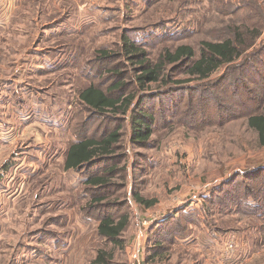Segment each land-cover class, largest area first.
Returning a JSON list of instances; mask_svg holds the SVG:
<instances>
[{"label": "rangeland", "instance_id": "374dc122", "mask_svg": "<svg viewBox=\"0 0 264 264\" xmlns=\"http://www.w3.org/2000/svg\"><path fill=\"white\" fill-rule=\"evenodd\" d=\"M258 4L264 11V0ZM214 8L208 0L19 4L15 23L0 31V264H92L100 248L113 252L109 264H264L260 220L244 213L241 193L234 204L225 197L252 183L243 178L245 169L264 167V148L255 147L254 134L237 117L241 103L224 91L215 90L217 100L203 97V82L174 83L186 78L180 74L139 89L120 48L127 34L153 59L164 47L197 49L200 40L223 34L230 18L249 12ZM101 50L106 56L99 59ZM248 50L264 64V27ZM119 81L124 86L110 91ZM90 84L115 97L132 95L127 113L90 112L77 99ZM140 101L154 120L143 147L130 141L129 114ZM201 106L209 116L198 114ZM118 128L111 154L65 169L71 143ZM94 175L108 185L87 184ZM136 194L154 205L138 204ZM122 213L129 216L124 245L113 247L98 235V220ZM176 228L188 236L146 263L156 240Z\"/></svg>", "mask_w": 264, "mask_h": 264}, {"label": "trees", "instance_id": "16d2710c", "mask_svg": "<svg viewBox=\"0 0 264 264\" xmlns=\"http://www.w3.org/2000/svg\"><path fill=\"white\" fill-rule=\"evenodd\" d=\"M208 2H214V9H218L216 10L218 14L225 13L226 8H229L231 15H235L242 9L249 12L242 15V18H238V21H235L237 20L235 18H230V23L224 27L223 34L215 39L200 40L197 49L184 43L173 48L164 47L153 59L138 43V40L131 39L127 34L121 35L120 48L123 50L124 56L135 67L134 82L139 89H144L149 84L168 83L171 81L172 75L180 74L186 78L174 80V83L190 81V79L202 81L199 89H202L203 97L206 95L210 100L218 99L215 90L230 92L229 95L241 103V110L237 117L245 119L247 129L254 134L255 147L264 148V64L261 60L256 64L252 60V55H257V51L248 50L254 45L264 27V11L260 10L258 0H240L237 3L231 0H208ZM256 13L259 17L252 20ZM250 21H253L251 25ZM100 53L99 59L106 56L104 50H101ZM222 68H225V73L216 79H211L213 74ZM248 83L254 84L255 88H250ZM122 84L124 83L119 81L109 90L121 88L124 86ZM77 99L92 113L126 114L133 101V96L120 93L115 97L111 92L103 91L94 84H90L79 91ZM141 102L133 107L129 114L130 141L143 147L153 133L154 120L150 112L140 108ZM199 109L200 116H209L202 106ZM120 138L121 134L118 128L99 139L85 138L71 143L65 155V169H78L90 163L96 156L111 154ZM243 178L248 179L249 182H252L251 184L254 183V186L245 184L243 191L240 192L237 188L235 190L237 193H233L232 197L228 190L225 197H228L229 204V201L234 204L240 198L236 194H242V199L245 200L244 213L260 220L256 234L264 238V167L245 169ZM234 181V179L225 181L223 187L232 185ZM108 183L107 178L98 175L89 176L87 179V184L96 187H105ZM134 197L138 204L146 208L155 203V200H147L137 194ZM225 197L224 199H226ZM128 225V214L122 213L117 216L107 214L98 220L97 232L106 244L123 247L122 234ZM167 231L170 232L168 237H164L167 240H156L146 263L155 260L156 257L161 258L164 253L172 249L175 240L188 236L186 232H182L181 228ZM112 258L111 250L100 248L92 264H109Z\"/></svg>", "mask_w": 264, "mask_h": 264}, {"label": "crops", "instance_id": "0c3cea01", "mask_svg": "<svg viewBox=\"0 0 264 264\" xmlns=\"http://www.w3.org/2000/svg\"><path fill=\"white\" fill-rule=\"evenodd\" d=\"M23 0H0V31L15 23L14 11ZM18 24V23H17Z\"/></svg>", "mask_w": 264, "mask_h": 264}, {"label": "built area", "instance_id": "2783aa9c", "mask_svg": "<svg viewBox=\"0 0 264 264\" xmlns=\"http://www.w3.org/2000/svg\"><path fill=\"white\" fill-rule=\"evenodd\" d=\"M228 247H229V248H232V247H233V245L230 243V244L228 245Z\"/></svg>", "mask_w": 264, "mask_h": 264}]
</instances>
